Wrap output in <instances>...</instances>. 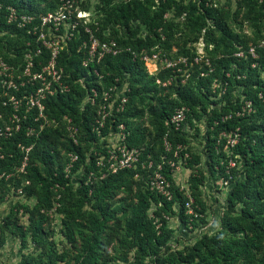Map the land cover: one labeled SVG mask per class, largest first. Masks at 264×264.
I'll use <instances>...</instances> for the list:
<instances>
[{"label": "trees", "instance_id": "obj_1", "mask_svg": "<svg viewBox=\"0 0 264 264\" xmlns=\"http://www.w3.org/2000/svg\"><path fill=\"white\" fill-rule=\"evenodd\" d=\"M60 1L0 0V4L4 9L12 6L22 13L34 14L53 10ZM91 1L95 2L91 5L88 0L85 7H92L98 16L97 36L105 39L104 34L109 30V34L124 49L118 55H108L99 65L90 64L89 69L81 66L85 51H77L78 43L73 42L62 52L60 64L66 74L71 75L68 80L72 83V92L47 101V114L58 119L57 127L40 131V123L35 121V110L26 113L25 104L17 111L19 120L15 124L12 121L15 111L9 99L12 95L22 98L27 87L16 91L0 86V204L11 193L35 196L37 199L34 207L22 203L13 205L0 224V250L7 242L8 234L20 237L23 247L27 245L30 234L32 241L45 250L49 235L44 224L55 202L52 190L58 187L60 191L66 189L77 209L91 206L88 215L90 232L78 234L82 249L79 264H109L105 252L115 235L109 234L107 240L104 234L114 212H121L124 216L113 227L123 233L118 238V258L124 263L146 264L145 260L150 258L154 264H264V51L258 50L259 59L249 57L244 60L232 56L238 47H245L263 37L264 0H242L240 3V7H246L247 16L253 19L250 20L255 28L254 37L229 28L226 21L230 15L229 8H214V0H189L188 3L185 0ZM42 3L46 4L45 8H37ZM170 11L174 12V17L186 14L188 28L191 34L196 35L194 40L206 29L211 39L209 43L214 45L209 51L212 72L208 73L211 68L205 63H192L191 66V59L187 65L191 67L189 71L163 88L156 79L166 81L172 69L161 70L157 76H152L139 53L146 50L150 55H162L175 46L180 23L166 18ZM209 20L216 25L214 30L210 29ZM215 30L221 32L217 37ZM12 48L9 36L0 38V56L8 62L12 61ZM180 54L188 57L191 48L183 44ZM254 63L257 64L255 67L252 66ZM95 68L104 75L105 86L111 85L117 77L123 79L127 76L130 88L128 102L123 112L114 115L112 129L118 130L116 124L125 125V143L129 148H144L143 160L150 154L156 163L163 155L178 162L175 151L179 157L188 154L185 162L187 169L191 170L189 187L196 217L187 213L185 205L189 199L176 185L169 166L164 165V174L171 183L172 200L150 190L147 169L139 166L138 169H123L103 177L98 173L95 157L91 156L90 163H87L81 144L76 147L69 141L63 122L65 115L72 117L76 126L85 131L83 140L88 148L94 145L99 148L100 137L91 127L92 109L89 106L82 109L87 88L77 81L87 70ZM93 79L96 80L94 76ZM215 80L227 84L222 101L214 98L218 94L211 89ZM244 100L252 101L254 112L237 116L236 111ZM220 101L224 104L216 106ZM180 106L189 108L185 127H189L192 133L176 130L168 123ZM8 127L11 131H7ZM30 128H34L35 134H28ZM237 129L239 140L229 153L226 140L221 139L220 143L218 140L222 133ZM109 130V125L103 128L102 136H106ZM202 133L203 153H195L191 149V140ZM166 135L173 148L168 154L163 145ZM60 145L64 151L75 150L79 155L69 174L65 172L67 159L64 155L61 158ZM179 145L184 148L178 149ZM28 148L30 150L26 152ZM230 158L236 159L237 166L231 170V188L220 229L212 235H202L187 251L172 250L169 246L172 235L169 218L176 216L186 227L205 224L206 206L201 188L208 178L206 173L214 174L217 179H229L226 167ZM203 160L206 171L199 167ZM81 165L85 166L84 177L80 187L73 191L70 176ZM91 172L95 174L93 177ZM120 190L135 202L132 205L121 204L112 211L114 198ZM57 201L58 210L70 218L66 224L68 240L76 243L75 234L81 224L76 222L75 211H71L62 198ZM152 205H156L153 216L149 213ZM20 210L29 215L27 227L14 219ZM132 251L134 261L129 259Z\"/></svg>", "mask_w": 264, "mask_h": 264}, {"label": "built area", "instance_id": "obj_2", "mask_svg": "<svg viewBox=\"0 0 264 264\" xmlns=\"http://www.w3.org/2000/svg\"><path fill=\"white\" fill-rule=\"evenodd\" d=\"M87 1L61 0L55 9L46 13L34 14L22 13L12 6L4 9L0 4V38L9 36L13 47L10 52L11 62L0 56V86L7 89L13 88L16 91H19L20 87H27L22 98L12 95L9 99L15 111L12 120L15 124L19 120L16 113L25 104L26 113L35 110V121L40 123V131L51 125L58 126V119L51 118L47 114V101L51 97L72 92V83L68 80L71 75L66 74L64 67L60 64V58L62 52L69 48L73 42L78 43V45L76 44L78 52L85 51L81 66L88 69L90 64L99 65L108 55L115 56L123 51L124 48L109 34V30L104 34L105 39H100L97 36L99 31L98 16L92 7H85ZM212 48L209 47L210 50ZM259 49L264 51V35L257 42L251 41L245 47H238V50L232 56L244 60L249 57L259 59ZM159 55L160 53L150 55L146 50L139 53L140 59L144 61L145 66L148 68V73L153 74L150 72V64L153 65L154 71L158 72ZM226 56L230 55L226 54ZM201 58H203V61L199 62V58L194 57L190 65L193 66L192 63H205L211 68L210 60L204 59L203 56ZM180 62H184L182 64L187 68L189 59L183 57ZM256 65L254 63L252 66L255 67ZM174 66L173 63H166L167 68H173ZM209 72H212V68L208 70ZM93 76L96 80L93 79ZM103 76L95 68L94 70H87V73L77 80L85 89L87 88L82 109L87 106L92 109V131L100 137L101 141L106 139L107 142H110L105 145L102 154L104 156H97V167L102 171L103 177L108 174H115L123 169H138L139 166L142 169H147L150 190L162 195L167 200H172L171 183L164 174V165L169 166L174 172L176 162L163 155L161 161L156 163L150 154L146 155L145 160H143L144 148H129L126 145L125 125L116 124L118 130L112 129L115 121L114 115L125 110L130 88L127 76L123 79L117 77L111 85L107 86L103 82ZM188 76L189 74L186 75V77ZM226 76L229 77V74ZM262 77L264 78V72ZM173 80L169 77L163 82L157 78L156 82L160 86L167 87L172 84ZM226 87L227 84L215 80L211 89L218 94L214 98H222L226 93ZM188 112V107H178L168 123L176 130L183 129L192 133L189 127H185ZM253 112L252 101L244 100L236 111V115H250ZM226 118L224 117V119ZM63 122L67 127L70 139L77 145L78 127L73 118L65 115ZM108 125L110 132L106 136H102V129ZM18 128L19 125L17 124ZM7 131H11L10 127L7 128ZM28 134H35L34 128H30ZM114 136L116 138L115 145L111 141ZM239 136L238 129L231 133H222L218 142L220 143L221 139H225L227 149L231 153V149L238 143ZM163 145L165 153L168 154L173 151L167 135L163 139ZM183 148L181 145L178 146L180 150ZM29 150V148L26 149V152H29ZM69 156L71 160L69 166H72L78 160V155L70 153ZM174 156L182 161L189 158L188 154L179 157L177 151H175ZM236 166V159L230 158L226 167V174L229 175V179L222 178L224 186L230 187L231 170ZM93 175H95L94 172H91L90 176L93 177ZM184 194L189 199L185 205L187 213L197 216L190 194Z\"/></svg>", "mask_w": 264, "mask_h": 264}, {"label": "rangeland", "instance_id": "obj_3", "mask_svg": "<svg viewBox=\"0 0 264 264\" xmlns=\"http://www.w3.org/2000/svg\"><path fill=\"white\" fill-rule=\"evenodd\" d=\"M121 2L123 0H117ZM91 5L95 1H91ZM189 0H185V3H188ZM242 0H214L213 7L214 8H225L230 10V15L226 19L229 28L233 29L236 33L244 32L247 33L248 36L254 37L255 28L253 26V19L247 16L246 7H240V3ZM46 6L45 3L40 4L37 8L44 9ZM167 19H175L177 23H180V28L177 34V42L175 46L172 47L170 52L163 53L159 55V65H158V72L154 71L153 65L150 64V74L152 76H157L161 70L169 69L166 67V63H173L175 66L171 68V75L172 79H177L179 76L182 77L186 71H188L191 67H185L184 62H180L184 55H181V47L182 45L186 44L187 47L191 48V55L188 56L189 61L194 57L199 58V62L203 61L204 59H211V55L209 53V47H213L214 45L209 43L211 39L208 38L206 34V29H203L200 34L198 35V39L194 40L196 35L191 34V31L188 28V23L186 21V14L184 13L182 16L174 17V12L170 11L166 15ZM252 19V20H250ZM209 25H211L210 29L214 30L216 25H213V21L209 20ZM263 26V24H261ZM215 36H219L221 34L220 31H214ZM213 49V48H212ZM195 55V56H193ZM193 56V57H192ZM219 56V55H218ZM147 68V67H146ZM185 68V69H184ZM148 70V68H147ZM163 87V86H162ZM168 87V86H167ZM163 87V88H167ZM167 92V91H166ZM222 98L217 97L216 100L219 101ZM222 101V100H221ZM218 102L216 106L224 104V102ZM59 125V124H58ZM204 125L201 124L202 129L204 130ZM50 127H57L56 125H51ZM65 130L67 132V127L65 126ZM67 137L69 141L70 135L67 132ZM202 134L199 136H195L191 140V149L195 153H203L204 149V141L202 139ZM78 144L76 145L74 142L73 144L78 147L81 144L82 151L85 152L87 157V163L91 161V156L95 157L97 162V156L103 157V151L105 150V145L109 144L110 142L105 139L103 141H99V148L94 146L87 147L88 144L84 142L85 131H82L78 128ZM111 138V137H109ZM82 140V142H81ZM116 138L115 136L112 137L113 145ZM64 141V140H63ZM60 152L61 158L62 155L65 156L67 159V163L65 165V172L70 173L72 166L70 165V153H74L78 155V153L74 151H64V147L60 145ZM79 156V155H78ZM63 159V158H62ZM55 163H58L55 160ZM85 165V164H84ZM84 165H81L80 168L70 176V183L73 185V191H76L83 180L84 177ZM69 166V167H68ZM200 169L206 171V163L203 160V163L199 166ZM103 176L101 170L98 171ZM191 174V170L187 169L186 162L182 161L181 159L176 162L175 171L173 172L174 181L177 186L180 187V190L184 193H189L191 199L193 200L191 190L189 187V177ZM208 178L206 179L203 187L201 188L202 192V200L206 206L205 212V224H200L198 227L192 228V225L186 227L183 225L179 219L175 216L173 218H169V226L172 230L171 240L169 241V246L172 250H181L187 251L189 247H191L202 235L208 234L212 235L220 229L222 217L227 209V196L230 191L231 186L226 187L224 186L222 179L217 177L213 174L210 175L207 171ZM105 175L104 177H106ZM139 179V176H137ZM93 181V180H92ZM87 183V180L85 181ZM90 184L92 182H89ZM66 189L54 188L53 192V199L55 200L54 206L49 212L48 216L49 219L45 222L44 227L47 231L49 237L47 241V246L45 250H42L40 246L36 245L32 241V237L29 234L28 236V243L25 247L22 246V241L20 237L13 236L8 234L7 242L0 250V264H79V256L81 255V240L79 238V232L87 234L90 232V225H89V212L91 211V206L86 205L82 209H77L76 206L73 204L69 193L65 192ZM76 193V192H75ZM60 198L63 199V202L69 207L71 211H75L76 216L75 220L77 223H80L81 226L78 227V231L76 235V243L69 242L67 237V229L66 224L70 221L66 218L65 214L58 210L59 207V200ZM37 202L35 196H27L24 194L18 193L10 194L6 197L5 202L0 204V224L6 218V216L10 213L11 208L16 203H22L29 205L30 207H34ZM135 201L124 191H118L117 195L114 198V205L111 207L110 210L113 211L114 207L119 206L121 204L125 205H132ZM194 202V200H193ZM156 209V205H152L150 209V215H152L153 211ZM176 210V205L174 206ZM189 214V213H188ZM190 215V214H189ZM153 216V215H152ZM196 217V216H195ZM203 217V216H201ZM18 221V224L29 226V215L24 213L22 210L18 211L17 215L14 218ZM118 219H124V216L121 212H114L113 219L109 222V228L106 230L104 234L105 239H109V234L115 235L113 237L112 243L107 246V250L105 252V256L109 258V264H127L122 262L119 258V250H118V238L122 237L123 233L121 229L113 228L115 223ZM134 251L129 254L130 261L133 260ZM146 264H154L150 258L145 260Z\"/></svg>", "mask_w": 264, "mask_h": 264}]
</instances>
